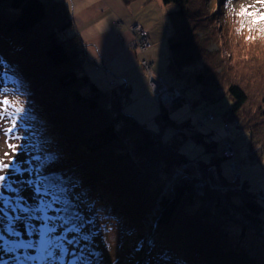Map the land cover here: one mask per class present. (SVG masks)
Listing matches in <instances>:
<instances>
[{
	"label": "trees",
	"instance_id": "1",
	"mask_svg": "<svg viewBox=\"0 0 264 264\" xmlns=\"http://www.w3.org/2000/svg\"><path fill=\"white\" fill-rule=\"evenodd\" d=\"M164 1L176 6L166 14L168 71L193 88V104L228 100L225 121L236 119L247 130L249 159L264 160V27L254 28L264 22L250 16L233 25L231 0ZM231 34L252 43L247 53L230 46ZM85 46L69 0H0V60L17 70L1 80L20 96L22 126L36 152L27 187L34 206H26L36 211L42 200L51 202L55 190L45 194L44 185L66 190L47 209L59 219L45 220L40 211L42 217L30 216L55 228L51 235L68 249L63 264H264L262 198L247 178L223 176L231 136L221 139L219 153L213 131L202 132L212 157L190 158L181 145L194 130L192 119L171 115L186 96L162 103L160 127H150L126 112L129 82L103 88L92 81ZM168 126L176 131L165 137ZM113 225L134 235L137 254L128 243L97 242L99 228ZM39 240L40 232L27 240L34 248L0 244V261L13 264L20 252L32 264H47Z\"/></svg>",
	"mask_w": 264,
	"mask_h": 264
},
{
	"label": "rangeland",
	"instance_id": "2",
	"mask_svg": "<svg viewBox=\"0 0 264 264\" xmlns=\"http://www.w3.org/2000/svg\"><path fill=\"white\" fill-rule=\"evenodd\" d=\"M69 1L71 2L77 29L86 43L87 70L92 81L103 88H107L112 83L121 80L129 82L132 85L133 100L128 105V111L126 112L146 122L150 127L156 129L160 127L158 121H156V116L162 109V103L158 102L151 93L148 78L149 74L153 72L169 78L174 83L177 82L179 84L181 81L173 73H170L167 68L169 48L166 28L169 25V20L166 14L169 10L176 9V6L172 3L165 4L164 0ZM215 4L218 5V0ZM230 7L235 10V16H237V18H234L235 23L233 25H240L250 17V15H240L243 8H247L249 12H256L257 16L260 13H264V3L260 2V0H231ZM253 18L256 20V17ZM260 21L264 22V20ZM136 22L150 31L152 40L146 50L136 48L137 36L131 29V26ZM257 26L264 27V25H254V28ZM233 33L238 34L240 32L239 30H234ZM229 42L230 46L238 54L247 53L249 46L252 44L232 34L229 36ZM212 47L215 46L213 45ZM144 58H147L152 63L151 69L143 66L142 60ZM2 75L3 71L0 68V113L4 112L5 106L2 101L5 99L9 100L16 107H20L21 103L20 96L12 89V85L1 80ZM195 94L193 88L187 86L185 90V103H179L174 107L175 109L171 115L173 118H177V120L192 118L193 131L199 132L197 137H200V140L196 136L189 134L193 131H187V137L181 145L182 151L190 158L209 161L213 152L206 150L202 132L208 133L213 131L216 136L215 140L219 144L217 152L220 153L221 139L227 136L224 130L223 123L226 122V119L223 113L227 108L228 100L208 105L200 102L193 104L192 102L196 100ZM183 98L176 103L183 101ZM192 105H195V110L191 108ZM7 111L12 112L13 108L9 106ZM210 111L216 116L217 120L215 122L206 120V113ZM20 116V114L16 116L17 128L11 133H6L4 130L12 126L11 121L13 117L0 115V159L8 162L15 157V163L18 168V170H3V172L10 173L8 182L12 184L13 190L0 189L4 197L14 202L12 207L8 208L7 212H4L5 205L3 204V200H0V236L9 241L6 248L11 247L13 245L12 242L19 243L20 241L26 242L27 240H31V237H35L39 229L44 225V223H38L40 220L34 219L32 221L30 219L32 215L42 217L41 213H36V211L30 209L22 212L16 208L17 203L20 208L27 209L26 205L29 203L34 206V204L29 202L27 187L33 181H30V177L37 165L36 152L31 145V137H28L30 134L28 129L24 125L22 126ZM200 119L204 121L203 124H201ZM228 121L232 127L230 136L233 140L236 154L235 157L232 156L231 158L228 157L221 160L223 176L228 180L234 178L240 179L238 177V172L240 171L243 178H247L252 188L258 191V195H260L264 203V160L251 161L249 159V134L247 130L239 127L236 119ZM175 131L174 127L168 126L164 128L163 135L168 137ZM9 145H17L18 148L14 151ZM234 159L237 160L238 170L236 171L230 166V162ZM3 172H0V174H3ZM27 172H29V177L26 175ZM261 182L262 184L260 185ZM166 192H170V187L166 189ZM5 216L11 218V223L5 219ZM16 217H19V219H15ZM262 217L264 218V213ZM83 226H85L84 223ZM8 227L12 231L19 233V236L12 235L11 232L6 231ZM99 229L101 236L98 235L96 240L102 246L105 247V244H109V246L118 247L119 244L128 243L132 252L137 254V251L134 249V235L129 233L125 235L117 225L108 227L107 231L103 227ZM253 240L257 239L253 237ZM0 244L4 246L2 242ZM53 251L56 256L60 255L59 249H53ZM260 251L261 256L264 257V245H261ZM3 255L1 254L0 259H5ZM17 257L19 259L13 264H32L30 260L34 259L32 257V259L28 260L24 256V253L20 252L17 253ZM43 259L47 264H63V259L49 258L44 255ZM0 264H7L6 260H1ZM150 264H153L152 260Z\"/></svg>",
	"mask_w": 264,
	"mask_h": 264
},
{
	"label": "snow or ice",
	"instance_id": "3",
	"mask_svg": "<svg viewBox=\"0 0 264 264\" xmlns=\"http://www.w3.org/2000/svg\"><path fill=\"white\" fill-rule=\"evenodd\" d=\"M260 2L264 3V0H260ZM240 15H250L256 17V22L260 20H264V13H260L258 16L256 15V12H249L247 8L241 9ZM0 65H3L2 71L4 74H7L8 72H15L17 71L12 65L7 64L6 62L0 60ZM3 105L5 106L4 112L0 113V115H7V116H12L13 119L11 121L12 126L8 129H5L4 131L6 133H11L14 131V129L17 128V120L16 116L17 114H22L25 112V109L22 107H16L14 104H12L9 100L5 99L2 101ZM11 106L13 108L12 112H8L7 108ZM14 151L18 148L17 145H9ZM7 155V153H5ZM16 158L13 157L12 160L5 162L3 159H0V172H3V170L6 169H15L18 170L16 163H15ZM9 172H3V174H0V189H7L9 191H12V184L9 183ZM54 189L53 191V199L51 202L42 200L40 202V207L36 209V211L43 212L45 220H50V219H59V217L51 218L47 216V209L52 208V205L55 203L60 202L61 200V195H57V193L63 194L66 192L65 189L57 186V185H44L43 186V191L45 194H47L50 190ZM37 192L41 191V188L36 189ZM0 200H3V204L5 205L4 212H7L8 208L12 207L13 201L10 200L9 198H6L3 196V192L0 191ZM65 202L67 203L68 201L65 198ZM16 208L19 209V211H28L26 208H20L19 204H16ZM64 211H67V209H64ZM6 220H9V223H11V218L5 216ZM15 219H19V217H16ZM77 229L72 228V229H66V231H76ZM6 231L11 232L12 235L19 236V233L12 231L10 227L6 228ZM55 228H49L47 224L43 225L41 229H39L40 232V240L38 241V245L40 248L41 253L49 258H55V259H63L64 254L67 253L68 249L64 247V244L61 242V238H57L55 236H52L51 234L54 233ZM66 239V238H65ZM84 239H87L85 236ZM0 242L3 243L4 246H7L9 244V241L5 240L2 236H0ZM75 241H67V243H74ZM12 244L15 247H24V248H34L37 245L33 244L31 241H20L19 243L12 242ZM53 249H59L60 255L56 256ZM27 259H32V257H27ZM177 264H180L178 261Z\"/></svg>",
	"mask_w": 264,
	"mask_h": 264
},
{
	"label": "built area",
	"instance_id": "4",
	"mask_svg": "<svg viewBox=\"0 0 264 264\" xmlns=\"http://www.w3.org/2000/svg\"><path fill=\"white\" fill-rule=\"evenodd\" d=\"M144 28H145L144 26H142L141 24H139L137 22L131 26L132 31L137 36L136 37V48H139V50L140 49L141 50H146L151 44V42L149 41L148 35L145 34L146 31L144 30ZM144 31H145V33H144ZM142 63H143V66H145L147 69H151L152 68V63L146 58H144L142 60ZM152 73L153 72H151L149 74V85H150L151 90L156 91L157 94L161 95V100H162L161 103L174 104L178 100L182 99L179 96V94L177 93V91H179L180 93L183 94L181 88L178 89L176 86L172 85L171 88H170V96H167L166 94L163 93V90L165 88L158 89L157 86H155L156 84L153 82ZM159 81H160L161 84H163L165 82L164 78H159ZM224 143H225V154L228 155V153L233 152L231 141L228 139V140H225Z\"/></svg>",
	"mask_w": 264,
	"mask_h": 264
},
{
	"label": "bare ground",
	"instance_id": "5",
	"mask_svg": "<svg viewBox=\"0 0 264 264\" xmlns=\"http://www.w3.org/2000/svg\"><path fill=\"white\" fill-rule=\"evenodd\" d=\"M144 30L146 31V33H145V31H144V33L146 34V35H148V37H149V41L151 42V40H152V37H151V34H150V31L145 27L144 28ZM152 76H153V82L156 84L155 86H157V88L158 89H161V88H165L164 90H163V93L164 94H166L167 96H170V88H171V86L173 85V86H176L178 89H182V92H183V94L182 93H180L179 91H177V93L179 94V96L181 97V98H183L184 96H185V85L183 84L184 82L183 81H180V83L178 84L176 81V83H174V82H172L169 78H166V77H164L163 75H160V74H156V73H152ZM159 78H164L165 79V82L163 83V84H161L160 83V81H159ZM148 80H149V78H148ZM149 87H150V85H149ZM150 90H151V88H150ZM151 93L153 94V96L155 97V99L158 101V102H160L161 103V95L160 94H157V92L156 91H153V90H151ZM196 95V94H195ZM196 98H197V95H196ZM183 103H185V102H183ZM163 104H171V103H163ZM191 108H193L194 110H195V105H192V107ZM200 118V117H199ZM175 119H177V118H175ZM192 119V118H191ZM206 120H211L212 122H215L217 119H216V116L214 115V113L213 112H207L206 113ZM200 122H201V124H203L204 123V121L203 120H201L200 119ZM211 122V123H212ZM224 124V130H225V132H226V135L227 136H230L231 135V133H232V127H231V124L229 123V122H225V123H223ZM213 125V124H212ZM220 132H221V130H220ZM224 136V135H223ZM222 139H224V138H222ZM225 140V139H224ZM230 140V139H229ZM231 145H232V149H233V152H231V153H228V155H230V156H233V157H235V154H236V151H235V148H234V144L231 142ZM234 164V165H233ZM230 166H231V168L233 169V170H238V166H237V163H236V161H232L231 163H230ZM238 177H240V179H243V175H242V173L239 171L238 172ZM262 184V182L260 183V185Z\"/></svg>",
	"mask_w": 264,
	"mask_h": 264
}]
</instances>
